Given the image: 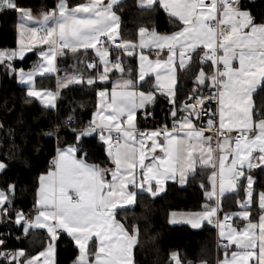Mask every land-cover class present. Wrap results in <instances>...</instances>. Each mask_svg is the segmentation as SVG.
I'll use <instances>...</instances> for the list:
<instances>
[{
	"label": "crops",
	"instance_id": "crops-1",
	"mask_svg": "<svg viewBox=\"0 0 264 264\" xmlns=\"http://www.w3.org/2000/svg\"><path fill=\"white\" fill-rule=\"evenodd\" d=\"M124 1L71 4L60 0L50 12L20 11L18 47L9 51V61H22L32 53L39 61L35 68L19 72V84L50 109H56L65 89L102 86L90 124L105 132L90 135L99 136L111 166L105 169L89 163L76 145L58 147L54 168L40 179L33 211L16 216L25 234L35 232L45 240L32 242L34 251L9 253L7 261L57 264L61 238L57 231H63L78 252L71 264H136L137 238L127 232L118 212L135 207L139 195L161 197L169 185L184 186L198 174L205 180L200 184L205 198L201 210L171 212L169 224L198 231L217 218L230 217V227L216 230L217 244L226 247L217 253L215 264H264V193L255 196L252 174L264 168V118L255 117V96L264 83V24L255 23L245 8L247 2L256 0H239L219 16L205 0H138L142 9L165 11L176 30L161 33L144 27L136 41L124 43L126 60L132 58L137 64L135 76L128 72V62L114 52L95 49L102 35L121 40L117 8ZM15 6V0H0V11ZM218 17L232 29L220 45L215 30L208 26ZM66 54H80L83 61L61 72L59 58ZM194 64L198 66L194 94L201 96L214 88L218 64L228 69L220 95L219 123L225 130L247 132L239 144L230 135L220 137L217 145L213 133L197 130V119L186 101L179 105V72ZM38 82L49 87H38ZM159 98L172 108L173 127L140 129L139 118ZM160 129L175 130L161 137ZM118 130L124 143L114 147L111 136ZM242 180L246 181L244 200L237 211L223 214V199L237 193ZM71 194L78 195V203H71ZM3 200L7 202L0 208L9 211L12 197L7 199L0 189V203ZM255 205L258 214L252 210ZM171 262L183 264L177 252L172 253Z\"/></svg>",
	"mask_w": 264,
	"mask_h": 264
},
{
	"label": "trees",
	"instance_id": "trees-1",
	"mask_svg": "<svg viewBox=\"0 0 264 264\" xmlns=\"http://www.w3.org/2000/svg\"><path fill=\"white\" fill-rule=\"evenodd\" d=\"M60 0H15V8L0 11V163L4 169L0 173V189L13 191L12 205L0 208V264H11L7 255L19 250L34 251L33 243H40L45 237L38 233L25 234L17 224L18 212L30 214L36 204L40 179L55 166L57 148L76 145L79 155L92 164L109 168L103 143L98 135H90L82 129L91 125L95 111L97 92L102 86H83L65 89L59 94L56 109L43 107L29 96V90L18 82L19 72L35 68L39 59L37 54H29L22 61H3L2 53L18 47V24L20 11L33 13L50 12ZM73 4L84 0H67ZM245 8L251 13L255 23L264 24V0L247 2ZM121 17V41H136L140 28L156 29L161 33L174 32L173 19L161 8L142 9L138 0H125L117 8ZM116 56L128 62V72L137 74L134 59L126 60L121 51ZM198 54V53H197ZM200 54V53H199ZM199 57V56H198ZM75 61H83V56L66 54L60 56L61 72L69 70ZM198 66L191 65L179 72V105L194 94ZM145 82L143 85H148ZM37 86L49 87L38 82ZM53 83L51 84V88ZM211 89L205 96H209ZM255 117L264 118V83L256 96ZM150 117L139 118L140 129L172 128V108L164 98L157 99L148 111ZM198 124V121H197ZM58 129V132H55ZM254 193H264V168L253 171ZM205 180L198 174L191 176L186 184H171L167 192L158 198L139 195L135 207L121 210L118 218L127 232L137 238L135 247L136 264H172V253H179L183 264L206 262L215 264L217 259L216 228L207 225L201 230L188 226L169 224L171 212L199 211L205 202L204 190L200 184ZM246 181L242 180L239 191L225 197L222 213L238 210V203L246 195ZM255 214L260 211L253 206ZM43 234V233H42ZM43 236V235H42ZM33 242V243H32ZM77 250L70 240L62 236L57 244V264H71Z\"/></svg>",
	"mask_w": 264,
	"mask_h": 264
},
{
	"label": "built area",
	"instance_id": "built-area-1",
	"mask_svg": "<svg viewBox=\"0 0 264 264\" xmlns=\"http://www.w3.org/2000/svg\"><path fill=\"white\" fill-rule=\"evenodd\" d=\"M210 2V4L215 9L217 15L226 8L236 7L240 1L239 0H205ZM236 26L240 27L242 25L241 22H236ZM208 26L213 28L216 32L217 42L220 45L225 36L231 35L232 29L230 25L219 20V17L216 22L208 23ZM45 33L41 31V35ZM97 51H125L124 43L121 40H115L107 35H102L98 38L96 48ZM60 50V48H59ZM217 55L220 53V47L215 50ZM92 65V63H89ZM228 72V69L224 66L218 64L215 72V86L214 90L209 96H201L199 94H193L188 97L186 100V107L190 110L192 117L197 119V130L203 132L213 133L216 137V144L218 145L219 139L222 136H230L233 135V143L239 144L247 137V132L245 131H229L222 129L220 127L219 118H220V95L222 91V84L225 80V75ZM150 117L149 114H143L142 118L147 119ZM87 133H95V134H103L105 131L97 128L96 126L89 125L86 128L82 129ZM174 131L175 129H160L159 133L161 137H164L168 131ZM55 132H58V129H55ZM124 138L122 135V131L118 130L111 136V145L114 147H118L123 145ZM239 180L242 178L241 174H238L237 177ZM71 203H78L79 197L77 194H71L69 196ZM233 224V220L230 217L217 218L215 221L211 223V226L215 227L218 230L221 226L225 228L230 227ZM57 236L62 237L65 236L70 240V237L66 235L63 231H57ZM226 245H222L220 243L217 244V253L225 248Z\"/></svg>",
	"mask_w": 264,
	"mask_h": 264
},
{
	"label": "rangeland",
	"instance_id": "rangeland-1",
	"mask_svg": "<svg viewBox=\"0 0 264 264\" xmlns=\"http://www.w3.org/2000/svg\"><path fill=\"white\" fill-rule=\"evenodd\" d=\"M22 19V18H21ZM21 23V22H20ZM20 26H21V24H20ZM22 27V26H21ZM20 27V28H21ZM20 30V33L22 32V29H19ZM10 53L11 52H9V51H5V52H3L2 53V59H6V60H8L9 61V59H10V57H9V55H10ZM0 165H2V166H0V167H2L3 169H4V164H2V163H0ZM0 169V173H1V171L3 170V169ZM4 192V197H6L7 199L9 198H11V195L13 194V191L12 190H10V192H7V191H3ZM5 202H7L6 200H3L1 203H0V206H1V204H3V203H5ZM7 259H8V255H7ZM9 262V261H8Z\"/></svg>",
	"mask_w": 264,
	"mask_h": 264
},
{
	"label": "water",
	"instance_id": "water-1",
	"mask_svg": "<svg viewBox=\"0 0 264 264\" xmlns=\"http://www.w3.org/2000/svg\"><path fill=\"white\" fill-rule=\"evenodd\" d=\"M23 71H20V74L22 73Z\"/></svg>",
	"mask_w": 264,
	"mask_h": 264
}]
</instances>
